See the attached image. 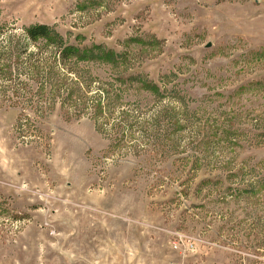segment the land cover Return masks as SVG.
I'll list each match as a JSON object with an SVG mask.
<instances>
[{"label": "rangeland", "instance_id": "obj_1", "mask_svg": "<svg viewBox=\"0 0 264 264\" xmlns=\"http://www.w3.org/2000/svg\"><path fill=\"white\" fill-rule=\"evenodd\" d=\"M38 23L115 107L0 94V264H264V0H0Z\"/></svg>", "mask_w": 264, "mask_h": 264}, {"label": "trees", "instance_id": "obj_2", "mask_svg": "<svg viewBox=\"0 0 264 264\" xmlns=\"http://www.w3.org/2000/svg\"><path fill=\"white\" fill-rule=\"evenodd\" d=\"M12 29H1L0 28V94H12L19 99L23 105H28L32 109H38L39 104L36 106L34 100L35 96L44 95V92L49 87V94L52 96L60 97L59 102L65 106L71 107L73 104L82 103V106H90L93 109L94 118L97 119L98 115L105 111L107 108H113L115 98L114 94H111L108 90H104L102 87L98 88L97 95L85 100H78L81 96L76 93H80L84 89L86 92H91L92 85L89 81L79 84L82 89L78 88V91L72 90L63 79L58 77V70L72 71L75 73V69H79L80 64L86 62H93L100 60V56H111V52H105L99 46H93L90 48L80 47V45L69 44L65 38L60 34L55 26L49 24L38 23L30 26L23 27L21 29V35H17L16 31H11ZM15 30V29H13ZM30 45H35L37 52L30 51ZM47 48L48 50H53L54 61L51 62V58L43 59L40 57L42 50ZM45 53V52H44ZM114 54V53H113ZM112 58L114 56L112 55ZM51 62L49 66L47 63ZM41 64V70L37 71L38 65ZM73 64V67H68ZM37 65V67H36ZM84 80L83 73H77ZM13 77V78H12ZM15 77V78H14ZM29 78V79H40L36 92L32 93V85L27 88L28 84L25 82L16 83V78ZM59 80L61 84L56 82ZM34 80V79H33ZM2 81L9 82V84L4 85ZM55 81L56 83H53ZM41 86V87H40ZM71 88V89H70ZM21 90L25 91V95L34 94V96L28 99L25 95L21 94ZM159 95V91L155 90ZM161 94V92H160ZM117 97V95L115 94ZM84 99V98H82ZM107 101L106 105L105 102ZM105 107V109H104ZM24 108V107H23ZM22 109L21 111H25ZM36 114V112L32 111ZM104 113V112H103ZM103 117V116H99ZM105 117V116H104ZM21 121V119H20ZM97 130L101 133L100 126L97 125Z\"/></svg>", "mask_w": 264, "mask_h": 264}]
</instances>
